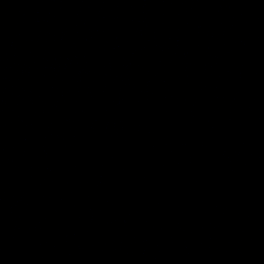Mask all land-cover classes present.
Instances as JSON below:
<instances>
[{
	"label": "water",
	"instance_id": "water-1",
	"mask_svg": "<svg viewBox=\"0 0 264 264\" xmlns=\"http://www.w3.org/2000/svg\"><path fill=\"white\" fill-rule=\"evenodd\" d=\"M0 264H264V0H0Z\"/></svg>",
	"mask_w": 264,
	"mask_h": 264
}]
</instances>
